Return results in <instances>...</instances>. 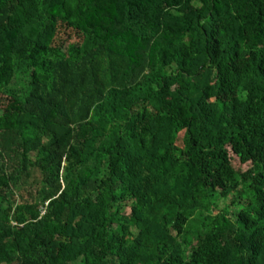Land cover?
<instances>
[{
	"label": "trees",
	"instance_id": "16d2710c",
	"mask_svg": "<svg viewBox=\"0 0 264 264\" xmlns=\"http://www.w3.org/2000/svg\"><path fill=\"white\" fill-rule=\"evenodd\" d=\"M0 264H264V0H0Z\"/></svg>",
	"mask_w": 264,
	"mask_h": 264
},
{
	"label": "rangeland",
	"instance_id": "374dc122",
	"mask_svg": "<svg viewBox=\"0 0 264 264\" xmlns=\"http://www.w3.org/2000/svg\"><path fill=\"white\" fill-rule=\"evenodd\" d=\"M237 164H238V166H240V167H241V164H239V163H237ZM220 204H221V206H223V205H224L222 202H221Z\"/></svg>",
	"mask_w": 264,
	"mask_h": 264
}]
</instances>
